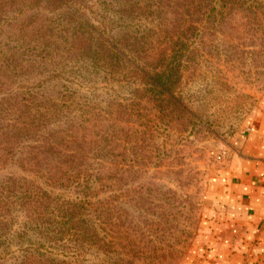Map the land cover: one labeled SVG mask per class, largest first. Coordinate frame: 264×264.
<instances>
[{
  "label": "rangeland",
  "instance_id": "374dc122",
  "mask_svg": "<svg viewBox=\"0 0 264 264\" xmlns=\"http://www.w3.org/2000/svg\"><path fill=\"white\" fill-rule=\"evenodd\" d=\"M162 2L128 20L147 44L112 67L75 22L58 35L36 4L0 0V197L37 175L52 219L79 201L84 240H58L79 254L56 255L71 264L204 260L213 177L264 101V0Z\"/></svg>",
  "mask_w": 264,
  "mask_h": 264
},
{
  "label": "trees",
  "instance_id": "16d2710c",
  "mask_svg": "<svg viewBox=\"0 0 264 264\" xmlns=\"http://www.w3.org/2000/svg\"><path fill=\"white\" fill-rule=\"evenodd\" d=\"M29 1L36 4L34 7L38 11L46 13V20L58 35L66 31L68 22H75L78 30L74 34L80 33L84 39L91 37L97 47L90 42L91 47L86 44V50L94 49L96 52L99 49L100 58L110 60L112 67L126 66L129 62L125 47L147 44V40L144 42L146 36L134 33L137 27L130 25L128 20L141 15L147 7L149 10H145V15H154L157 13L155 9L161 8L163 3V0ZM136 66L139 68V65ZM43 67L46 66L43 64ZM151 83L155 85V90L164 92L175 85L176 80L171 77L165 81L154 76ZM31 177L33 182L30 185L18 188L7 186L0 197V264H71L56 255H66L67 250L79 254V247L66 246L58 240H84L85 231L78 225L76 228L71 225L80 202L74 198L64 199L63 202L55 199L59 215L52 219L46 210L55 184L49 183L50 177L46 180H40L37 175Z\"/></svg>",
  "mask_w": 264,
  "mask_h": 264
},
{
  "label": "crops",
  "instance_id": "0c3cea01",
  "mask_svg": "<svg viewBox=\"0 0 264 264\" xmlns=\"http://www.w3.org/2000/svg\"><path fill=\"white\" fill-rule=\"evenodd\" d=\"M213 179L220 216L196 264H264V101Z\"/></svg>",
  "mask_w": 264,
  "mask_h": 264
}]
</instances>
